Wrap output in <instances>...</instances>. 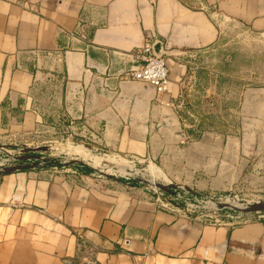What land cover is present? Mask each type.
I'll return each mask as SVG.
<instances>
[{
	"label": "crops",
	"instance_id": "0c3cea01",
	"mask_svg": "<svg viewBox=\"0 0 264 264\" xmlns=\"http://www.w3.org/2000/svg\"><path fill=\"white\" fill-rule=\"evenodd\" d=\"M218 17L264 34V0H0V131L46 122L47 85L96 150L155 167L162 184L219 192L264 175V86L243 88L232 134L177 109L189 55L223 40ZM148 38L168 55L163 96L127 78ZM76 161L0 176V264H264L263 221L197 220Z\"/></svg>",
	"mask_w": 264,
	"mask_h": 264
},
{
	"label": "rangeland",
	"instance_id": "374dc122",
	"mask_svg": "<svg viewBox=\"0 0 264 264\" xmlns=\"http://www.w3.org/2000/svg\"><path fill=\"white\" fill-rule=\"evenodd\" d=\"M218 18L225 26L223 40L189 55L188 72L179 81L181 93L177 109L185 122L195 123L197 129L232 134L240 128L237 104L243 88L264 86V34L241 22ZM161 54L168 61V55ZM50 90L45 85L41 90L45 95L39 98L53 102L52 106H46V122L31 129L0 131V166L41 167L51 162L60 170L77 159H85L102 170L95 178L124 182L129 186L138 181L136 187H148L160 200L166 202V197L171 198L157 187L156 184L161 183L157 178L162 175L155 167L139 165L132 159L104 156L105 152L93 147L87 127L69 123L65 117L56 115V99L51 98ZM27 154L32 157H25ZM182 194L185 200L177 206L197 220L215 223V219H219L220 223L229 222L234 226L246 223L248 218L264 222V210H246L264 202V175L248 176L242 185L225 191L193 193L185 188ZM220 195H226L224 204H218Z\"/></svg>",
	"mask_w": 264,
	"mask_h": 264
},
{
	"label": "built area",
	"instance_id": "2783aa9c",
	"mask_svg": "<svg viewBox=\"0 0 264 264\" xmlns=\"http://www.w3.org/2000/svg\"><path fill=\"white\" fill-rule=\"evenodd\" d=\"M159 0H149L151 4H156ZM141 65L139 68L130 71L127 74V78L139 81L146 85L153 86L157 94L159 96H163L164 94H167L170 90L171 85V76H170V67L168 65V61L165 59L164 54H158L155 50V40L148 38L144 45L141 47L137 54ZM13 160H17L16 158H13ZM66 162V161H65ZM13 164H9L8 166L1 165L0 166V176L4 174V169L6 167H10ZM41 167H44L43 165ZM54 170H57V166H52ZM184 186H176L174 193L169 194L171 198H167L166 202L161 201L162 205L165 207L168 206H177L180 201L185 200L184 195L182 194V190H184ZM226 195H220L218 204H224V198ZM160 199V198H159ZM178 207V206H177ZM238 218L240 216H237ZM264 217V216H263ZM248 220H245L244 222H247ZM216 223H220L219 219H215Z\"/></svg>",
	"mask_w": 264,
	"mask_h": 264
},
{
	"label": "water",
	"instance_id": "95a60500",
	"mask_svg": "<svg viewBox=\"0 0 264 264\" xmlns=\"http://www.w3.org/2000/svg\"><path fill=\"white\" fill-rule=\"evenodd\" d=\"M155 50H156V46H155ZM157 52V50H156ZM158 54H160V52H157ZM23 165H17V166H11V167H6L4 169V173H12V172H15L17 170H19L20 168H22ZM158 188H160L161 190L163 191H167L169 190V188L171 187H176L175 184H168V185H165V184H161V183H158L156 184ZM247 212H252V211H261V210H264V202L263 203H257V204H254L252 206H250L249 208L246 209Z\"/></svg>",
	"mask_w": 264,
	"mask_h": 264
},
{
	"label": "trees",
	"instance_id": "16d2710c",
	"mask_svg": "<svg viewBox=\"0 0 264 264\" xmlns=\"http://www.w3.org/2000/svg\"><path fill=\"white\" fill-rule=\"evenodd\" d=\"M25 157H32V156L27 154V156H25ZM34 157H35V156H34ZM23 159H24V157H23ZM53 164H54V163H51V162L48 163V162H46V164H45L44 167H45V168L52 167V166H54ZM29 168H31V166L23 165V167L20 168L19 170H21V169H29ZM84 170H85V172H87V173L93 171L91 168H88V167H86V166H84ZM122 181H123V180H122ZM137 182H138V181H134V182H133V185H134V186H135V185H138ZM174 190H175V187H171V188H169V190L164 191V193H165L166 195H169V194H171V193H174Z\"/></svg>",
	"mask_w": 264,
	"mask_h": 264
}]
</instances>
